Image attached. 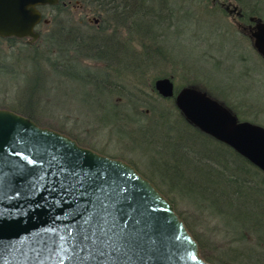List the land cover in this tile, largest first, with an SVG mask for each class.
I'll return each mask as SVG.
<instances>
[{
    "label": "water",
    "instance_id": "95a60500",
    "mask_svg": "<svg viewBox=\"0 0 264 264\" xmlns=\"http://www.w3.org/2000/svg\"><path fill=\"white\" fill-rule=\"evenodd\" d=\"M59 2L0 0V38L36 42L38 25L48 22L40 7ZM255 29L254 46L264 57V22L258 19ZM155 88L174 98L201 132L264 172V126L238 121L233 110L196 86L177 91L165 77ZM99 188L104 191H94ZM101 202L111 218L104 232L93 226L84 242L77 233H86V217L78 213H102ZM174 207L132 164L0 108V264H211Z\"/></svg>",
    "mask_w": 264,
    "mask_h": 264
},
{
    "label": "rangeland",
    "instance_id": "374dc122",
    "mask_svg": "<svg viewBox=\"0 0 264 264\" xmlns=\"http://www.w3.org/2000/svg\"><path fill=\"white\" fill-rule=\"evenodd\" d=\"M229 1L244 9L247 15L256 9L254 15L264 19V0ZM175 2L180 19L175 16L170 19V24L166 23L168 28L155 42L146 39L147 45H144L140 40L144 34L133 32L124 23L107 28L105 33L111 37L117 27L118 56L121 55L122 62L127 59L129 68L125 63H118L121 58L112 62L107 57L102 60L83 57L85 53L81 55V50L77 52L71 49L68 43L62 44L61 50L50 44L46 35L55 28L54 24H65L69 19L82 24L83 32L101 30L99 16L83 6L73 7L70 12L59 11L49 4L44 6L42 15L48 21L44 22L50 24L38 25L36 30L40 37L36 42L0 38V59L16 62L19 67H33L27 59L33 49H26L27 43L43 55L40 72L45 75L44 83L40 92L35 94L39 104L36 117L41 126L57 131L63 129L67 132L64 134L70 133L71 136H68L86 148L133 163L141 174L151 176L164 191L167 185L162 181L164 171H161L169 164L163 161L164 152L160 154V151H164L161 140L165 134L170 139H176L178 128L174 121L179 111L175 112L172 98H165L157 92L155 84L153 86L154 80L170 77L177 91L195 83L193 86L206 91L210 97L230 105L239 118L264 126V57L257 52L246 30L240 26V21L211 0ZM188 9L191 15L185 16ZM181 16L185 17L182 19ZM187 17L190 19L184 20ZM69 62H76L72 70L82 79L64 76ZM51 63H56L60 72L55 71ZM142 64L146 66L141 68ZM104 75L111 76L105 85L107 89L115 91L113 94L94 86ZM22 88L15 86L14 78L9 73L0 70L1 105L17 103ZM114 105L122 111L117 123L110 115L116 110ZM170 110H174L175 116L167 114L159 121V113ZM170 155H167L169 159ZM174 200L177 213L189 223L197 237L208 243L201 235L205 232L208 235L207 224L201 223V220L198 223L193 221L197 211L190 200Z\"/></svg>",
    "mask_w": 264,
    "mask_h": 264
},
{
    "label": "trees",
    "instance_id": "16d2710c",
    "mask_svg": "<svg viewBox=\"0 0 264 264\" xmlns=\"http://www.w3.org/2000/svg\"><path fill=\"white\" fill-rule=\"evenodd\" d=\"M175 1L60 0L57 5H53V8H57L59 11L70 12L73 7L81 6L85 9L89 8L99 16L101 30L94 33L83 32L82 24L69 19L64 22L65 24H54L55 28L46 36H48L50 44L57 46L60 50L63 48L62 44L68 43L71 45V49L77 52L81 50V55L85 53L83 57L91 56L101 60L107 57L112 62L115 60L117 62L118 58H121V55L118 56L120 47L116 37L119 31L116 27L111 38L105 33L107 28L124 23L133 32L144 34L140 37L144 45H147L146 39L155 42L156 39H159L162 31L168 28L166 23L170 24V19H174V16L180 17L177 14L178 9L175 8ZM43 7L41 6L40 9ZM185 12V16L191 15L190 9ZM256 13L257 10L254 9L250 15ZM183 17L181 16L182 19ZM186 19L190 18L187 17L184 20ZM49 24L46 25L44 21L41 23L44 26ZM6 39L21 40L19 37ZM32 46L28 43L25 46L26 49H33L32 55L27 57L33 66L30 69L26 66L19 67L16 62H7V59H0V70L9 73L14 78L15 86H23L18 94L17 103L9 106L0 104V107L21 113L41 125L36 117L39 104L35 94L40 92L44 83L45 75L40 72L43 55L38 52L36 47ZM93 53L97 56H93ZM46 60H50V58H46ZM70 63L64 70V76L81 78L75 70H72V66L75 67L76 62ZM118 63H125L127 67L129 66L127 59L122 62L121 58V62ZM142 66H146V64H142L141 68ZM51 67L60 72L56 63H51ZM110 77L109 75L102 76L101 82L97 80L94 86L98 89L100 87L107 89L108 86L105 84L110 81ZM107 91L112 94L115 92L111 89H107ZM132 101L137 104V101ZM172 101L175 112L179 111L174 103V98ZM225 105L235 112L230 105ZM114 108L116 110L110 115L117 123L122 111L115 105ZM175 112L170 110L167 113H159V121L167 114L175 116ZM180 112L174 121L178 128L176 139H170V136L165 134L166 136L163 135L161 140L164 151H160V154L164 152L163 161L166 162L165 164H169L161 171H164L161 176L162 181L167 185L165 191L155 184L151 176L145 175V177L150 179L156 188L173 203L176 204L174 199L179 202L186 201V198L190 200L191 206L197 211L193 221L198 223L201 220V223L207 224L208 235L206 232L201 235L208 243L197 237L189 223L185 219L184 221L198 241L202 256L211 264H264V172L232 147L201 132ZM125 116L128 122L127 114ZM159 123L157 124L159 125ZM162 123L164 122L162 121ZM59 131L67 133L63 129H59ZM68 135L71 136L70 133ZM168 154H171V159L167 156ZM168 161L169 163H167ZM178 214L182 218L179 212Z\"/></svg>",
    "mask_w": 264,
    "mask_h": 264
},
{
    "label": "snow or ice",
    "instance_id": "6c2138e0",
    "mask_svg": "<svg viewBox=\"0 0 264 264\" xmlns=\"http://www.w3.org/2000/svg\"><path fill=\"white\" fill-rule=\"evenodd\" d=\"M28 162L30 164H34L35 160L30 159ZM94 191L103 192L104 189L99 188V189H94ZM100 207L104 209L102 213H96L95 211L93 212L92 215H86V212L78 213V215H80L82 218L86 217L83 220V227L87 230L86 233L85 234L77 233L78 238L84 242L90 240L91 237L87 233H91L93 231V226H95L97 232H104L103 225H106L111 218V213L107 210V208H105V205L102 202L100 203ZM116 227L117 225L113 221L111 231L115 232ZM60 239H63V237H60ZM69 239H74V238L70 236Z\"/></svg>",
    "mask_w": 264,
    "mask_h": 264
},
{
    "label": "flooded vegetation",
    "instance_id": "af4514ba",
    "mask_svg": "<svg viewBox=\"0 0 264 264\" xmlns=\"http://www.w3.org/2000/svg\"><path fill=\"white\" fill-rule=\"evenodd\" d=\"M216 6L222 7L225 9L230 16L236 17L240 21V26L244 27L246 30V33L251 38L252 42L254 43V37L252 36V33L256 30L255 26L258 23V19H260L262 22H264V19L262 17H259L258 15H247L245 13L244 9H242L240 6L235 5L234 3L230 2L229 0H211ZM133 166H135L133 163H130ZM135 168H137L135 166Z\"/></svg>",
    "mask_w": 264,
    "mask_h": 264
},
{
    "label": "bare ground",
    "instance_id": "6f19581e",
    "mask_svg": "<svg viewBox=\"0 0 264 264\" xmlns=\"http://www.w3.org/2000/svg\"><path fill=\"white\" fill-rule=\"evenodd\" d=\"M226 11V10H225ZM255 47V46H254ZM256 49V48H255ZM258 52V51H257ZM259 53V52H258ZM260 54V53H259ZM261 55V54H260ZM161 78H165V77H161ZM158 79H160V78H158ZM158 79H156V81L158 80ZM173 80V79H172ZM155 81V82H156ZM156 89V88H155ZM233 113L236 115V117L238 118V121H243V119H241V118H239V116H238V114L236 113V112H234L233 111ZM244 121H248V120H244ZM249 122H251V121H249ZM251 123H254V124H257V123H255V122H251ZM260 125V124H259ZM262 126V125H261ZM208 135V134H207ZM210 136V135H209ZM212 137V136H211ZM221 142V141H220ZM221 143H223V142H221ZM225 144V143H224ZM244 157V156H243ZM253 164V163H252ZM256 166V165H255Z\"/></svg>",
    "mask_w": 264,
    "mask_h": 264
}]
</instances>
